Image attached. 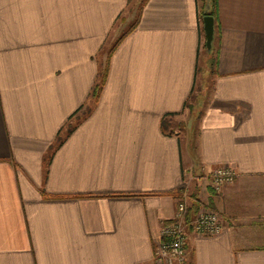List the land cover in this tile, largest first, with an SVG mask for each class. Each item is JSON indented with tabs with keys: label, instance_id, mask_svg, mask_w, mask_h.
Returning <instances> with one entry per match:
<instances>
[{
	"label": "crops",
	"instance_id": "crops-1",
	"mask_svg": "<svg viewBox=\"0 0 264 264\" xmlns=\"http://www.w3.org/2000/svg\"><path fill=\"white\" fill-rule=\"evenodd\" d=\"M135 4L93 103L98 54ZM203 30L197 0H0V264H156L183 190L224 225L189 233L192 264H264V0H217L197 117ZM228 165L235 181L213 190Z\"/></svg>",
	"mask_w": 264,
	"mask_h": 264
},
{
	"label": "built area",
	"instance_id": "built-area-1",
	"mask_svg": "<svg viewBox=\"0 0 264 264\" xmlns=\"http://www.w3.org/2000/svg\"><path fill=\"white\" fill-rule=\"evenodd\" d=\"M236 176L237 171L233 166L214 168L209 176L210 185L213 190L220 191L224 185L233 183ZM189 199V191L183 190L174 218L162 225L160 241L154 251L156 264H184L187 261L190 232L200 236H211L223 231L221 214L203 204L189 218Z\"/></svg>",
	"mask_w": 264,
	"mask_h": 264
},
{
	"label": "trees",
	"instance_id": "trees-1",
	"mask_svg": "<svg viewBox=\"0 0 264 264\" xmlns=\"http://www.w3.org/2000/svg\"><path fill=\"white\" fill-rule=\"evenodd\" d=\"M197 7L200 11V15L202 19L205 15H212L216 19L217 16V0H197ZM138 23V19L135 21V23L127 30L125 31L116 41L114 44H112L108 49H101V53L106 54V59L101 62V67L99 69V72L97 74V78L95 80V83L92 88L91 92V99L92 102L95 103L98 101L100 94L102 92L103 86L105 85V82L107 80V76L109 73V67H110V59L111 56L116 49L117 45L121 42V40L130 32L132 31ZM204 31V30H203ZM204 50H205V59L203 60L202 64L197 63L196 66V77H195V83L192 89V92L185 102L184 109H188L190 115L200 117L203 112V107L206 104L207 97H208V85L210 78L217 73V52L215 51L214 47H212L211 52L207 51L206 44L204 42ZM199 80H201L199 84ZM197 91V92H196ZM90 112V107L81 106L71 117L77 116L80 117L79 113H81V116L83 114H86ZM178 113H167L163 116L161 120V128L163 132L170 134L173 132L174 126H173V117L177 115ZM79 115V116H78ZM71 127L70 125H67L66 132L69 133V129ZM62 131L61 129L57 135V143L61 144L63 142L62 138ZM199 207L198 203L193 204V208H195V211ZM194 211L192 209H189V215L190 218ZM192 264V263H190Z\"/></svg>",
	"mask_w": 264,
	"mask_h": 264
},
{
	"label": "water",
	"instance_id": "water-1",
	"mask_svg": "<svg viewBox=\"0 0 264 264\" xmlns=\"http://www.w3.org/2000/svg\"><path fill=\"white\" fill-rule=\"evenodd\" d=\"M203 22L206 48L208 52H211L215 36V18L212 15H205Z\"/></svg>",
	"mask_w": 264,
	"mask_h": 264
},
{
	"label": "rangeland",
	"instance_id": "rangeland-1",
	"mask_svg": "<svg viewBox=\"0 0 264 264\" xmlns=\"http://www.w3.org/2000/svg\"><path fill=\"white\" fill-rule=\"evenodd\" d=\"M139 6H140V4H135L134 5V9H135V13H134V17H132L133 19H131V23L130 24H127V25H124L123 26V29H121V30H125L126 28H128L130 25H132V23L134 22V18H135V16H136V14H137V11H138V9H139ZM121 30H119V32H114V36H111V38H109V40H108V42L106 43V45L103 47L104 49H108L112 44H114L115 43V41L118 39L117 37L120 35V33H121ZM116 34V35H115ZM204 42H205V37H204ZM203 52H204V50H203ZM106 54H104V53H99L98 54V59H101L102 61H104L105 60V56ZM199 82V84H200V82H201V80H199L198 81ZM197 92V91H196ZM188 110V109H187ZM174 125V127H175V124H173ZM66 132V128L65 129H63V134ZM191 262H190V260H189V258L187 257V261L184 263V264H190Z\"/></svg>",
	"mask_w": 264,
	"mask_h": 264
}]
</instances>
